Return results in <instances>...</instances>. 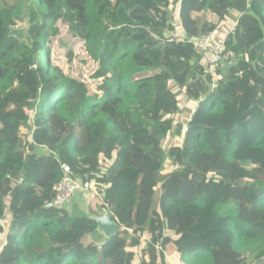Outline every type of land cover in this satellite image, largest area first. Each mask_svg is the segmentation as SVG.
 Listing matches in <instances>:
<instances>
[{"label": "trees", "instance_id": "16d2710c", "mask_svg": "<svg viewBox=\"0 0 264 264\" xmlns=\"http://www.w3.org/2000/svg\"><path fill=\"white\" fill-rule=\"evenodd\" d=\"M235 12L224 72L196 43ZM62 34L91 81L62 66ZM180 100L187 118L159 112ZM63 154L114 237L44 208ZM209 208L228 236L204 246ZM0 229V264H264V0H0Z\"/></svg>", "mask_w": 264, "mask_h": 264}, {"label": "rangeland", "instance_id": "374dc122", "mask_svg": "<svg viewBox=\"0 0 264 264\" xmlns=\"http://www.w3.org/2000/svg\"><path fill=\"white\" fill-rule=\"evenodd\" d=\"M240 12L242 13V10L240 9ZM239 12V13H240ZM239 13H234L233 15H229L228 16V20L227 23L224 24V31L228 32L231 28L235 27L237 20L240 17ZM174 29L176 31L177 34H179V28L177 26V24L174 23ZM178 29V30H177ZM232 35H230L231 37ZM61 51L59 52V55L61 56V60L63 61L62 66L64 67V69L66 71H68V67L72 66L73 70H74V74H79L81 76H83L84 80H87L88 82L91 81L92 79V74L94 73L95 70V63L89 61V60H85V56H87V52L86 49L84 48L83 44H79L76 43L75 41L67 36L66 34H62L61 36ZM231 39H234V36H232ZM74 51H73V50ZM56 50L54 49L53 53ZM56 53V52H55ZM54 53V55H55ZM70 53H72V58H70ZM69 72V71H68ZM179 111L174 114L172 113V105L171 104H161L160 107H158V110L161 114H163L164 116L167 117H171L173 116L175 119V121L178 122V119L180 118H187L189 113H191L192 109L191 107L184 105L183 101L180 100L179 101V106H178ZM30 115H33V111L31 110H26ZM176 124V123H175ZM186 126V125H185ZM177 149L175 148L174 151H176ZM64 159L65 163H70L73 164V157L70 156L69 154H63L62 156V161ZM170 168L166 170V172H169ZM98 193V192H97ZM89 197H87L86 200H84V202L86 201L87 203H85V208H86V212L90 213V214H95V213H99L98 211V204H99V200H98V196L97 194H95V192L90 191V193L88 194ZM81 198V196H80ZM10 199L9 195L5 196V200L8 201ZM77 199V198H76ZM159 199V193L156 192V200ZM92 207L94 210H92ZM212 208H209L205 211H203V214H205L208 218L213 219L214 223L209 222H205L203 224H199L195 229L192 231L191 237L195 238L194 240H196L198 242V244L201 245H207V246H212L213 244L217 243L218 240H220L221 238L227 237L228 234H225L223 232V229L221 228V226H219L218 224L221 223L215 213H211ZM156 210H158V206H156ZM93 211V212H92ZM1 230V229H0ZM91 236H87L86 238H84V243L87 244L91 239ZM169 263L170 264H183L180 261V257L179 255H175V256H171L168 258Z\"/></svg>", "mask_w": 264, "mask_h": 264}, {"label": "built area", "instance_id": "2783aa9c", "mask_svg": "<svg viewBox=\"0 0 264 264\" xmlns=\"http://www.w3.org/2000/svg\"><path fill=\"white\" fill-rule=\"evenodd\" d=\"M235 33V28H231L228 32L222 27H217L207 35L202 36L197 47L203 50L202 61L205 65L215 68L221 66L222 62L231 60L235 57V53L227 47L230 35ZM181 99V97L179 98ZM58 157L59 155H55ZM61 168L64 176L62 180L53 188V198L44 204L45 209L58 210L65 208L71 202L77 193L87 194L90 191L97 194L96 185L83 182L80 178H75L73 167L65 162H61Z\"/></svg>", "mask_w": 264, "mask_h": 264}, {"label": "water", "instance_id": "95a60500", "mask_svg": "<svg viewBox=\"0 0 264 264\" xmlns=\"http://www.w3.org/2000/svg\"><path fill=\"white\" fill-rule=\"evenodd\" d=\"M236 64L237 59H233L230 62H222L223 71L228 72ZM70 212L72 218H88L94 220L97 224L99 233L108 238L114 237L121 231V227L113 221V216L110 213L102 216L92 215L77 204L71 206Z\"/></svg>", "mask_w": 264, "mask_h": 264}, {"label": "crops", "instance_id": "0c3cea01", "mask_svg": "<svg viewBox=\"0 0 264 264\" xmlns=\"http://www.w3.org/2000/svg\"><path fill=\"white\" fill-rule=\"evenodd\" d=\"M226 23H227V20L224 21L223 25L226 24ZM42 151H43V152H46L45 149H42ZM87 197H89L88 194L83 195V197H81V198H80L79 196L76 195L75 198L65 206V208L70 210V208H71V206H73V204H77L78 206L82 207V209L86 210V208H85V203H87V202H86V201L84 202V200H86ZM76 198H77V199H76ZM92 210H94L93 207H92ZM92 212H93V211H92ZM100 214L103 215L102 213H100ZM175 255H176V254H175ZM175 255H174V256H175Z\"/></svg>", "mask_w": 264, "mask_h": 264}, {"label": "clouds", "instance_id": "9594fccd", "mask_svg": "<svg viewBox=\"0 0 264 264\" xmlns=\"http://www.w3.org/2000/svg\"><path fill=\"white\" fill-rule=\"evenodd\" d=\"M222 65V64H221ZM56 155V154H55ZM57 155H59V154H57ZM59 157H60V155H59ZM60 164H61V161H60ZM87 194H89V192L87 193ZM178 255V254H177Z\"/></svg>", "mask_w": 264, "mask_h": 264}]
</instances>
